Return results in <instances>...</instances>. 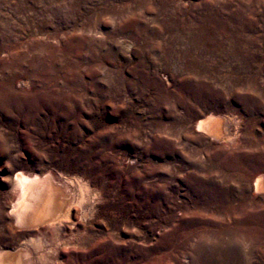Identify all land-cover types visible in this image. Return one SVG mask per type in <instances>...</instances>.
Returning a JSON list of instances; mask_svg holds the SVG:
<instances>
[{"label":"rangeland","instance_id":"obj_1","mask_svg":"<svg viewBox=\"0 0 264 264\" xmlns=\"http://www.w3.org/2000/svg\"><path fill=\"white\" fill-rule=\"evenodd\" d=\"M19 172L56 221L14 220ZM263 209L264 0H0V252L264 264Z\"/></svg>","mask_w":264,"mask_h":264},{"label":"bare ground","instance_id":"obj_2","mask_svg":"<svg viewBox=\"0 0 264 264\" xmlns=\"http://www.w3.org/2000/svg\"><path fill=\"white\" fill-rule=\"evenodd\" d=\"M215 127H216V123L211 118H206L203 121H199L195 125V129L199 132L207 131L210 133H214L216 132ZM13 179L15 181V185L18 190V195L15 198L16 200L13 203L9 213L13 216L16 222H19V223H25L28 221L38 222L39 220H43L46 218L53 222V221H56V219H58L59 198L53 189L47 188L44 191L41 186L42 184L39 180H36V178H29L20 172L17 173L13 177ZM262 188H263V177L259 175L253 180V189H254L253 191L258 193L260 192ZM62 198H63V195H62ZM68 212H70L69 208H68ZM64 216H67V215L65 214ZM0 264H19V261L17 259L14 260L10 258L6 252L2 251L0 252Z\"/></svg>","mask_w":264,"mask_h":264}]
</instances>
